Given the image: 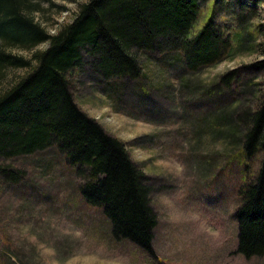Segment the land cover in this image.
<instances>
[{
	"label": "rangeland",
	"instance_id": "rangeland-1",
	"mask_svg": "<svg viewBox=\"0 0 264 264\" xmlns=\"http://www.w3.org/2000/svg\"><path fill=\"white\" fill-rule=\"evenodd\" d=\"M82 1L55 0L65 9L45 11L42 24L53 32ZM212 9L215 21L232 33L239 29L233 15L242 13L256 48L194 73L174 53L146 54L138 77L109 81H99L82 49V73L72 79L79 108L123 141L154 186L157 257L113 239L101 209L80 195L77 168L62 155L38 152L25 159L23 179L0 184V264H264V255L235 252L233 216L239 187L255 175L261 152L246 159L239 143L216 137L211 124L244 83L256 91L264 87V0L205 1L194 31ZM12 52L29 57L32 50ZM23 71L7 72L0 88ZM226 73L236 77L230 84L219 79ZM234 114L225 115L232 120Z\"/></svg>",
	"mask_w": 264,
	"mask_h": 264
},
{
	"label": "trees",
	"instance_id": "trees-1",
	"mask_svg": "<svg viewBox=\"0 0 264 264\" xmlns=\"http://www.w3.org/2000/svg\"><path fill=\"white\" fill-rule=\"evenodd\" d=\"M205 1L83 0L69 22L50 32L41 16L52 7L65 9L55 0H0V81L7 72L24 69L0 88V184L9 187L23 179L27 157L62 155L77 168L79 193L88 205L101 209L111 237L157 257L154 186L123 141L79 108L72 79L82 73V49L99 81H109L138 77L146 54L174 53L194 73L238 50L256 48L250 40L254 29L242 13L233 15L239 28L233 33L220 27L213 9L194 31ZM14 48L32 52L25 57ZM235 78L226 73L219 79L230 84ZM244 84L245 90L232 100L235 105L223 108L211 124L216 137L239 143L246 159L261 152L255 175L239 187L233 211L235 252L250 258L264 255V87L256 91L251 83ZM231 112L232 120L225 115Z\"/></svg>",
	"mask_w": 264,
	"mask_h": 264
}]
</instances>
